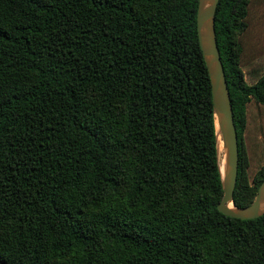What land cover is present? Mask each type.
Segmentation results:
<instances>
[{
  "label": "trees",
  "instance_id": "1",
  "mask_svg": "<svg viewBox=\"0 0 264 264\" xmlns=\"http://www.w3.org/2000/svg\"><path fill=\"white\" fill-rule=\"evenodd\" d=\"M197 3L0 0V263L264 264V214L217 209ZM254 6L219 0L214 21L237 207L264 179L244 144L248 104L264 107V51L243 60Z\"/></svg>",
  "mask_w": 264,
  "mask_h": 264
},
{
  "label": "water",
  "instance_id": "2",
  "mask_svg": "<svg viewBox=\"0 0 264 264\" xmlns=\"http://www.w3.org/2000/svg\"><path fill=\"white\" fill-rule=\"evenodd\" d=\"M218 2L219 0H198L196 10L197 39L210 79L215 119L217 166L222 186V197L217 209L229 217L254 219L264 214V179L249 205L237 207L233 203L238 167V143L229 91L215 35L214 21ZM219 140L222 142L221 152Z\"/></svg>",
  "mask_w": 264,
  "mask_h": 264
},
{
  "label": "rangeland",
  "instance_id": "3",
  "mask_svg": "<svg viewBox=\"0 0 264 264\" xmlns=\"http://www.w3.org/2000/svg\"><path fill=\"white\" fill-rule=\"evenodd\" d=\"M248 28L245 31L242 44L244 47V62H248L256 52L264 51V0H255L254 8L250 10ZM253 45V47H251ZM264 65V54L257 58L255 67ZM251 68V67H250ZM247 80H249V66L244 69ZM245 148L249 159V175L264 164V107L255 103L248 104L247 126L244 133Z\"/></svg>",
  "mask_w": 264,
  "mask_h": 264
},
{
  "label": "bare ground",
  "instance_id": "4",
  "mask_svg": "<svg viewBox=\"0 0 264 264\" xmlns=\"http://www.w3.org/2000/svg\"><path fill=\"white\" fill-rule=\"evenodd\" d=\"M221 150H222V142H221V140H219V151L221 152Z\"/></svg>",
  "mask_w": 264,
  "mask_h": 264
}]
</instances>
